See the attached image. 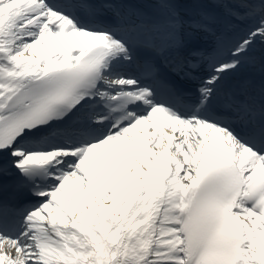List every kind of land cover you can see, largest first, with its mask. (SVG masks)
Masks as SVG:
<instances>
[{"label":"snow or ice","instance_id":"6c2138e0","mask_svg":"<svg viewBox=\"0 0 264 264\" xmlns=\"http://www.w3.org/2000/svg\"><path fill=\"white\" fill-rule=\"evenodd\" d=\"M0 264H264V0H0Z\"/></svg>","mask_w":264,"mask_h":264}]
</instances>
